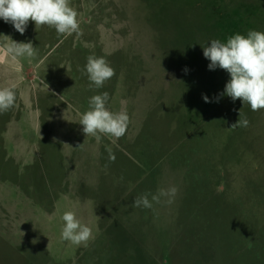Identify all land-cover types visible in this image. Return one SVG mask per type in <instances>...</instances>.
Masks as SVG:
<instances>
[{
	"label": "rangeland",
	"instance_id": "1",
	"mask_svg": "<svg viewBox=\"0 0 264 264\" xmlns=\"http://www.w3.org/2000/svg\"><path fill=\"white\" fill-rule=\"evenodd\" d=\"M70 6L82 35L31 20L21 35L0 19V42L37 49L14 60L32 103L28 124L24 107L15 108L25 156L0 159V264H264V109L221 95L230 75L210 70L203 55L212 39L264 32V0ZM89 55L115 70L102 88L81 74ZM105 91L106 107L125 110L130 122L120 139L97 142L79 120ZM240 110L249 125L232 129ZM170 187L171 203L133 207L136 197ZM66 211L91 228L87 246L61 238Z\"/></svg>",
	"mask_w": 264,
	"mask_h": 264
},
{
	"label": "clouds",
	"instance_id": "2",
	"mask_svg": "<svg viewBox=\"0 0 264 264\" xmlns=\"http://www.w3.org/2000/svg\"><path fill=\"white\" fill-rule=\"evenodd\" d=\"M78 12L70 6V0H0V19L11 23L16 31L23 35L29 21H33L36 28L47 25L56 30L58 35L70 36L82 35L80 24L77 19ZM0 42V50H3L11 59L34 58L37 49L29 42H16L4 36ZM203 55L210 63V70L217 67L225 70L230 75L224 92L233 101L239 99L243 104H248L252 111L264 109V32L250 30L247 35L235 34L221 42L212 39L207 46L203 47ZM82 75H87L90 88H102L105 82L115 75V70L103 57L89 55ZM16 85L0 87V114L9 111L15 106ZM205 102L209 98L204 96ZM109 101V93L93 95L89 99V110L85 111L79 120L83 126V133L92 136L97 142L102 136L114 137L116 140L123 137L127 131L130 118L125 110L112 112L106 104ZM249 120L239 111L238 120L230 128L236 129L247 127ZM83 144L79 145L82 146ZM109 162H115V154L111 148H107ZM107 166V165H106ZM177 189H159L156 194H142L133 201V207L152 208L153 203H160L161 198H167L171 203ZM63 227L61 238L74 245L87 246L88 241L93 239L92 230L89 226L81 223L73 211L63 213ZM35 243V241H33Z\"/></svg>",
	"mask_w": 264,
	"mask_h": 264
},
{
	"label": "crops",
	"instance_id": "3",
	"mask_svg": "<svg viewBox=\"0 0 264 264\" xmlns=\"http://www.w3.org/2000/svg\"><path fill=\"white\" fill-rule=\"evenodd\" d=\"M16 73L19 76V80L17 82L15 78ZM25 74H26L25 70L22 69L21 71V68H18L16 72L14 60L11 59L3 50H0V87L9 86L12 84L16 85L15 106L12 107L9 111L0 114V115H8L13 117V118L11 117L12 119L9 118L5 124H3L2 121L0 120V159L3 161L4 164L9 163V161L15 162L14 159L15 155L22 154L25 156V152H22L17 147V146H21L22 144L16 141V137L14 134L15 132L14 130L16 127L20 129V125L18 122L20 119H16V115H15L16 113L15 108L17 107V105L18 106L22 105V107H24V110L22 109V113L20 115V118L21 116H23V121L21 122L26 121V123L28 124L30 120L29 113L31 111L32 102H27L28 94L23 88H21ZM21 137L23 141L29 143L24 135L21 134ZM14 147L16 148L15 149L16 152H13ZM17 149L19 152L17 151Z\"/></svg>",
	"mask_w": 264,
	"mask_h": 264
}]
</instances>
